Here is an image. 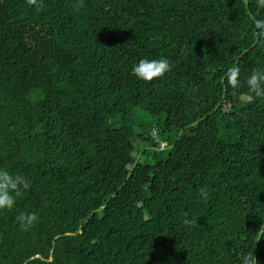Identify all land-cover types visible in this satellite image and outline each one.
<instances>
[{
  "label": "trees",
  "instance_id": "obj_1",
  "mask_svg": "<svg viewBox=\"0 0 264 264\" xmlns=\"http://www.w3.org/2000/svg\"><path fill=\"white\" fill-rule=\"evenodd\" d=\"M144 58L171 70L141 81ZM257 71L258 0H0V171L29 185L0 264H264Z\"/></svg>",
  "mask_w": 264,
  "mask_h": 264
},
{
  "label": "clouds",
  "instance_id": "obj_2",
  "mask_svg": "<svg viewBox=\"0 0 264 264\" xmlns=\"http://www.w3.org/2000/svg\"><path fill=\"white\" fill-rule=\"evenodd\" d=\"M35 4L36 0H29ZM260 7H264V0H258ZM171 70V65L166 58L140 59L132 69V74L144 82H151L156 78L163 77ZM238 69H232L229 75V84L235 88L238 86ZM248 85L257 97H264V72L257 71L249 79ZM21 186L28 188V183L19 175L10 174L7 171H0V209L11 210L16 203V196L20 195ZM21 226L25 229L32 228L37 222L35 213L21 214L17 217ZM187 223V221H185ZM244 264H251L250 258L246 257Z\"/></svg>",
  "mask_w": 264,
  "mask_h": 264
},
{
  "label": "rangeland",
  "instance_id": "obj_3",
  "mask_svg": "<svg viewBox=\"0 0 264 264\" xmlns=\"http://www.w3.org/2000/svg\"><path fill=\"white\" fill-rule=\"evenodd\" d=\"M137 121H138L139 124H141V127H144V125L146 127L153 126L154 131H153V128L150 131L151 135L154 133L152 135V137L154 136L155 138L154 137L153 138L161 144L160 145L161 148L167 147L168 142L165 141L162 131H160L158 127L154 126L155 122H154V120H153V118H152V116L150 114H148L147 112H142L141 113V118L137 119ZM137 129L140 130V127H137ZM155 129L158 130V132H159L158 135L156 134ZM152 131H153V133H152ZM186 133H189V131L186 132ZM173 135L176 136V133H174ZM136 145H137L138 150L139 149L142 150V149L145 148V144H142V142H140L139 140H136ZM149 160H150V158L148 156H146V155L140 156V161L142 163L149 162ZM104 227H105L104 222L98 221L96 226H95V228H94V231L99 233V231H101Z\"/></svg>",
  "mask_w": 264,
  "mask_h": 264
}]
</instances>
